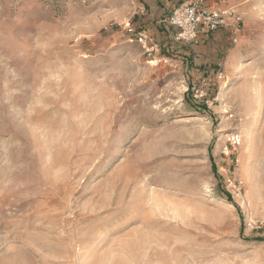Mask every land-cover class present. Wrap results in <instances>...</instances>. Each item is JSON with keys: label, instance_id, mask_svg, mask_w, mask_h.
I'll list each match as a JSON object with an SVG mask.
<instances>
[{"label": "rangeland", "instance_id": "rangeland-1", "mask_svg": "<svg viewBox=\"0 0 264 264\" xmlns=\"http://www.w3.org/2000/svg\"><path fill=\"white\" fill-rule=\"evenodd\" d=\"M140 2L0 0V264H264V0L151 56Z\"/></svg>", "mask_w": 264, "mask_h": 264}, {"label": "built area", "instance_id": "built-area-1", "mask_svg": "<svg viewBox=\"0 0 264 264\" xmlns=\"http://www.w3.org/2000/svg\"><path fill=\"white\" fill-rule=\"evenodd\" d=\"M239 21L240 18L231 8H209L205 6L204 0H185L174 7L161 22L174 30V41L198 45L203 36L222 28L230 29L231 40L236 43ZM127 32L136 37L146 55L151 56L159 51L158 45L151 41L146 31L135 32L127 28Z\"/></svg>", "mask_w": 264, "mask_h": 264}, {"label": "crops", "instance_id": "crops-1", "mask_svg": "<svg viewBox=\"0 0 264 264\" xmlns=\"http://www.w3.org/2000/svg\"><path fill=\"white\" fill-rule=\"evenodd\" d=\"M141 1L138 3L140 6H138V11L142 15V19L144 22H146L145 30L148 32V34L156 35L155 40L160 44L159 41H170L173 40V34L172 32H169L168 34H164V32H158V29H165V25L161 24L162 18L164 16H167L171 10L176 7L177 5L174 4L177 0H139ZM204 4L206 7L209 8H231L229 5V0H204ZM144 7H146V12L144 13ZM233 9V8H231ZM167 14V15H166ZM171 29V28H170ZM173 30V29H171ZM174 31V30H173ZM215 35H211L210 38L208 35L203 36L201 38V42L203 41L205 45H200L198 47L199 49H202L203 51H206L209 47H216L218 49L219 46H222L224 42H226L225 35L227 32L231 35L229 28H222L218 30ZM238 32V36H239ZM232 37V35H231ZM153 40V39H152ZM154 40V41H155ZM166 41V42H167ZM196 56V55H195Z\"/></svg>", "mask_w": 264, "mask_h": 264}]
</instances>
